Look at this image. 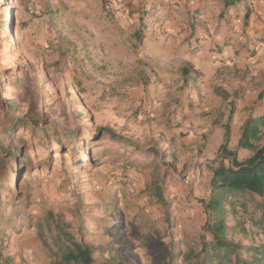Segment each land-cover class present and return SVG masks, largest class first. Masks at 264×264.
I'll list each match as a JSON object with an SVG mask.
<instances>
[{"label": "rangeland", "instance_id": "1", "mask_svg": "<svg viewBox=\"0 0 264 264\" xmlns=\"http://www.w3.org/2000/svg\"><path fill=\"white\" fill-rule=\"evenodd\" d=\"M116 1L0 0V22L7 23L0 27V103L14 99L18 119L41 121L35 128L18 126L27 143L0 167V244L13 264H29L32 254L64 264L52 245L58 220L78 238L82 229L89 230L83 238L97 261L170 264L174 254V264H186V255L202 247L203 201L211 196L212 178L206 166L219 164L230 102L236 104L233 148L248 117L264 106V101L255 104L264 73L252 74L247 63L264 41V0L231 8L212 1L220 9L211 8L190 22L179 19L181 30L174 32L169 18L176 12L190 16L195 9L189 8L196 6L191 0L184 5L162 0L154 10L149 0H135V9L133 0ZM205 40L216 48L236 45L245 62L239 74L222 77L232 85L227 99L215 91L220 79L211 76L207 60L189 57ZM3 123L0 119V130ZM105 126L139 140L144 148L156 145L176 155L126 156L120 149L111 165L102 166L109 153H102L97 164L91 161L97 154L86 147L87 137L74 152L64 138L53 137L64 129L94 135ZM25 150L30 157L22 160ZM238 152L240 158L250 155ZM97 183L129 192L97 200ZM238 216L247 220L248 234L230 237L245 244L264 242V231L244 213ZM227 220L235 222L232 216ZM25 243L32 247L29 251Z\"/></svg>", "mask_w": 264, "mask_h": 264}, {"label": "trees", "instance_id": "2", "mask_svg": "<svg viewBox=\"0 0 264 264\" xmlns=\"http://www.w3.org/2000/svg\"><path fill=\"white\" fill-rule=\"evenodd\" d=\"M249 0H225V7L231 8L241 2ZM249 14H246V17ZM144 23V22H143ZM7 25L6 21L0 22V27ZM142 34V33H141ZM141 37V36H138ZM189 71V68H185ZM227 99L230 94L223 92ZM237 98V94L235 95ZM264 101V87L258 93L255 104ZM231 111L227 122L224 124V145L217 166L209 165L207 169L212 172L211 196L208 201H203L207 220L202 234V247L199 252H190L186 255V264H264V242L257 243L255 240L245 244L230 237L237 232L248 234L246 219L239 218L244 213L250 218L253 227H259L264 231V106L257 114L250 115L246 120L237 143V148L231 147L232 122L236 111V104L232 100ZM18 104L14 99L0 103V118L4 121L0 130V167L12 158H15L25 145V133H21L18 126L30 125L32 128L39 126L38 121L23 117L18 119L15 112ZM9 122L10 125H7ZM93 134L83 131L57 130L53 137L64 138L68 147L74 152L76 145L84 137H87L86 147L92 152L96 151L97 158L91 159L96 164L102 153L108 154L110 150L123 149L125 155L132 152L146 154L150 158H166L168 154L175 157L174 152H166L156 145L144 148L139 140L128 137L118 129L105 126L98 127ZM8 142H4V139ZM108 141L115 142L111 147ZM20 145V146H19ZM47 151L51 150L50 143L45 145ZM239 149L250 151L246 158L239 157ZM24 154L22 160L30 157V150ZM52 164L51 161L48 162ZM15 171L17 168L13 167ZM83 185V184H82ZM81 185V186H82ZM160 200L168 208L169 203L163 198L161 190H158ZM98 209V208H97ZM97 211V210H95ZM94 211V212H95ZM169 211V210H167ZM16 215V214H15ZM228 216H232L235 222L230 223ZM52 231V227L50 226ZM57 234L53 236L52 245L55 248L54 255L60 258L64 264H128L123 261L108 260L97 261L93 257L94 249L83 238L87 229L81 230L78 238L59 220L56 221ZM211 235V239L206 238ZM174 254L170 255V264L175 261ZM14 259L4 254L0 244V264H13Z\"/></svg>", "mask_w": 264, "mask_h": 264}, {"label": "crops", "instance_id": "3", "mask_svg": "<svg viewBox=\"0 0 264 264\" xmlns=\"http://www.w3.org/2000/svg\"><path fill=\"white\" fill-rule=\"evenodd\" d=\"M118 1H121V0H118ZM161 1L162 0H149L148 6L154 10L157 6H159L161 4ZM174 1H176V3L178 5H184V4L188 3V0H174ZM195 1L198 2L200 0H191V2L189 4L196 5V6L189 8V9L198 10L199 6H197V4H196L197 2H195ZM205 1H207V2H205ZM212 1H214L213 4H218V5H220L223 2V6H224V8H226L225 7V0H202V3H203V4L201 3L202 8H199L201 10H199L198 12H194L195 10H193V12L190 16H189V14L185 15V14L179 13V12H176L174 14V16L172 15L168 20V24H167L168 28L172 32L180 31L181 28L178 27L179 24H177V21L187 20L190 22V20H195L194 16H198L199 14H202V15L208 14L209 11L207 12V10H210L211 8L220 9V7H216V6L212 5ZM113 2L117 3L116 0H113ZM125 3H128V0H125ZM133 5H136L135 0H133L132 7H131L132 9H135V7L133 8ZM137 5L139 6L140 3L137 2ZM216 16H217V13L215 14V17ZM220 16H221V14H220ZM170 19H172V20H170ZM221 20H224V18L221 17ZM191 29H192L191 31L193 32L194 31L193 27H191ZM182 34L186 35V36L189 35V33L187 31H185ZM199 42L201 43L202 40H199ZM204 43L205 44H199L198 47H200V48L195 49V51H193V52H190L189 57L192 60H194L195 62H198V61L203 60V59L207 60V64L211 67V69H210L211 76H214L215 78L220 79V83L217 84L218 87L215 88V91L217 93H219L221 96H224L223 92L224 91L228 92L229 91L228 89L232 85L230 84V86H229L228 84L224 83L222 77H225L227 74H230V75H232V74L235 75L237 73L239 74L241 72L240 68L245 66V62H243L240 55L237 54L238 51H236V49H237L236 45L235 46L234 45H223L220 48H216L217 47L216 45L210 44V40L209 41L205 40ZM195 47H196L195 45L191 46V48H195ZM214 49H216V50H214ZM255 49H256V53L254 54L253 57H251L249 59V61H247V63L249 64V68L252 70V74L262 75V73H264V41L259 42L255 46ZM189 67L190 66H188V64H187L184 66L183 70L186 72L187 70H185V68H189ZM245 68H246V66H245ZM216 72H217V75H216ZM220 86H224L225 89L220 88ZM187 111H189L188 107L185 108L184 112L186 113ZM238 140H237V143H238ZM22 246H23V248H26V251H29V249L32 248L29 245V243H27V244L25 243ZM27 255H30V253H28ZM35 258H36L35 255L32 254V258H30L28 261L29 264H50L48 259H45V258L35 259Z\"/></svg>", "mask_w": 264, "mask_h": 264}, {"label": "clouds", "instance_id": "4", "mask_svg": "<svg viewBox=\"0 0 264 264\" xmlns=\"http://www.w3.org/2000/svg\"><path fill=\"white\" fill-rule=\"evenodd\" d=\"M113 144H115V142H113ZM118 155H119V150H118V146H117V150L116 151L110 150L109 151V155L104 157L103 161L101 162L102 166L111 165L114 157H116ZM156 162H158V161H152L151 163H156ZM109 184H111V181H109ZM95 187H96V189H97V191L99 193V195L97 196V200L102 199L106 195H111L114 192H121V191H123L125 193L129 192V189H121V188H118V187L108 188V186L103 184V183H97L95 185ZM128 201L129 202L132 201V197L131 196L128 197ZM102 214L103 213H98V215H102Z\"/></svg>", "mask_w": 264, "mask_h": 264}]
</instances>
